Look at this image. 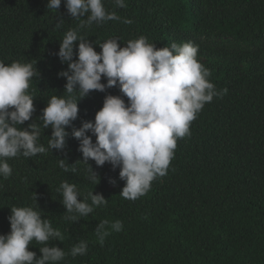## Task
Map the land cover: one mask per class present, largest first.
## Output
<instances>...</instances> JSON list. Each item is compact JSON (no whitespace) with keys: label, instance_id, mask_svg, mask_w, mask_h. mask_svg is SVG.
Listing matches in <instances>:
<instances>
[{"label":"trees","instance_id":"1","mask_svg":"<svg viewBox=\"0 0 264 264\" xmlns=\"http://www.w3.org/2000/svg\"><path fill=\"white\" fill-rule=\"evenodd\" d=\"M125 2L127 7L119 8L104 0L106 10L120 20L81 29L82 20L70 16L64 0L57 12L47 9L48 0H0V61L32 63L39 73L29 90L36 111L17 127L35 121L41 126L38 143L47 148L52 130L38 118L53 95H68L66 78L58 76L68 65L56 53L70 29H78L98 53L99 44L112 38L124 47L145 36L158 49L191 42L198 46V61L211 72L210 82L218 92L227 88V94L205 104L191 123V135L177 141L167 175L132 201L120 195L125 181L119 167L107 162L97 167L89 160L99 183L87 178L88 165L72 128L94 122L107 95L127 103L119 87L91 91L78 101V118L66 129L63 151L8 160L13 172L6 180L0 177V234L10 232L11 207L33 206L63 234L62 241H49L69 253L60 264H264V0ZM59 159L75 164L76 172L65 173ZM65 180L76 184L81 199L93 191L108 199L107 205L77 222L65 220L57 192ZM103 220H119L123 229L112 231L101 246L95 228ZM81 240L88 242L87 254L72 257L71 248ZM43 246L33 241L29 250L39 257Z\"/></svg>","mask_w":264,"mask_h":264},{"label":"clouds","instance_id":"2","mask_svg":"<svg viewBox=\"0 0 264 264\" xmlns=\"http://www.w3.org/2000/svg\"><path fill=\"white\" fill-rule=\"evenodd\" d=\"M113 2L119 8L127 7L125 0ZM64 4L71 17L82 20L81 29L93 23L100 25L121 19L115 11L106 10L104 0H64ZM60 5L61 0H48L47 9L57 12ZM84 16L87 18L81 19ZM62 22L60 19L57 27ZM77 41L78 59L74 60ZM93 44L80 36L78 29L68 30L61 40L56 55L62 63H67L68 70L58 76L66 78L64 92L68 95H53L38 118L44 129L52 130L47 148L38 143L41 126L35 121L27 128L17 127L29 121L36 111L29 91L33 79L39 75L36 66L0 61V177L6 180L12 175L8 163L11 158L21 155L30 158L53 149L63 151L69 135L66 129L78 118V101L93 90L104 92L119 87L127 103L121 96L107 95L94 122L83 121L78 129L72 128L71 135L79 141L78 150L82 162L88 165L87 178L92 183L97 185L99 176L88 161H95L97 167L107 162L113 169L119 167V178L125 181L120 195L137 200L150 190L154 180L167 175L177 141L191 135V123L205 104L227 94V88L218 92L210 82L211 72L198 61V46L191 42H173L170 47L158 49L145 36L129 40L124 47L117 38H112L99 44V53ZM102 77L106 83L101 82ZM92 136L96 137L95 142ZM74 165L65 159L58 160L65 173H75ZM110 183L115 181L110 179ZM57 192L66 209L64 219L71 222L108 203L101 193L93 194V191L81 199L76 184L67 180L61 182ZM33 200L38 207L35 194ZM8 220L10 232L0 234V264H60L69 255L62 248L49 245L50 240L62 241L63 234L53 228L50 220L42 219L41 211L33 206L11 207ZM122 229L119 220L99 222L95 228L98 243L103 246L112 231ZM33 241L44 245L39 248L42 254L39 257L29 250ZM87 252L88 242L81 240L73 245L70 255L83 256Z\"/></svg>","mask_w":264,"mask_h":264}]
</instances>
